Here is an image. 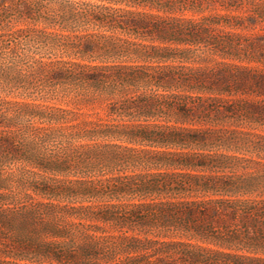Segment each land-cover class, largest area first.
Segmentation results:
<instances>
[{
	"label": "trees",
	"instance_id": "16d2710c",
	"mask_svg": "<svg viewBox=\"0 0 264 264\" xmlns=\"http://www.w3.org/2000/svg\"><path fill=\"white\" fill-rule=\"evenodd\" d=\"M103 1L78 9L0 0L2 53L5 37L17 44L25 30L4 24L13 13L67 30L90 23L100 31L90 55L104 62L91 66L90 81L120 95L108 119L82 134L0 124V264L65 263L8 237L15 189H59L32 179L33 169L10 170H67V159L47 152L76 135L105 141L90 149V195L108 201L78 223L117 232L87 234L95 264H264V0Z\"/></svg>",
	"mask_w": 264,
	"mask_h": 264
},
{
	"label": "rangeland",
	"instance_id": "374dc122",
	"mask_svg": "<svg viewBox=\"0 0 264 264\" xmlns=\"http://www.w3.org/2000/svg\"><path fill=\"white\" fill-rule=\"evenodd\" d=\"M42 1L58 6L61 0ZM70 2L78 9L90 4H108L103 0ZM16 16L13 13L4 24L14 29H25L20 33V42L15 44L11 37H5L4 44L8 48L5 53H2L0 44V124L16 133L28 126H63L72 128L68 132L82 134L93 127L91 121H106L109 104L120 95H110L104 86L90 81V74L94 72L91 66L104 63L90 55V40L95 38L92 35L100 31L94 30L90 23L67 30L59 24L17 22ZM36 112L65 114L67 121L43 123L38 116L33 117ZM25 136L28 141L31 139L28 133ZM102 141L76 135L72 142L63 141L56 146L51 144L47 156L67 159L69 168L65 171L33 168L23 162L12 165L10 171L17 173L18 177L21 175L20 168L24 166L39 173L32 179H47L51 188L58 186L59 189L55 192L51 189L47 193L32 187L15 189L14 204L17 205L12 204L7 212L11 220L8 230L10 240L26 250L30 249V254H36L42 246L47 247L51 250L47 254L60 256L64 264H95L87 234L117 233L101 222L99 224L106 228L105 233L78 225L79 222L90 224L92 211L104 207L108 201L106 197L90 195V149L95 142ZM53 225L57 226L58 233L52 231ZM53 263L58 264L56 261Z\"/></svg>",
	"mask_w": 264,
	"mask_h": 264
}]
</instances>
